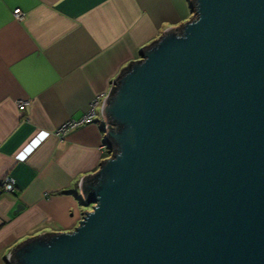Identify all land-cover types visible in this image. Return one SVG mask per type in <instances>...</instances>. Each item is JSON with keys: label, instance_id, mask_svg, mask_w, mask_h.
I'll return each instance as SVG.
<instances>
[{"label": "water", "instance_id": "water-1", "mask_svg": "<svg viewBox=\"0 0 264 264\" xmlns=\"http://www.w3.org/2000/svg\"><path fill=\"white\" fill-rule=\"evenodd\" d=\"M190 1L102 101L91 209L7 264H264V0Z\"/></svg>", "mask_w": 264, "mask_h": 264}, {"label": "crops", "instance_id": "crops-1", "mask_svg": "<svg viewBox=\"0 0 264 264\" xmlns=\"http://www.w3.org/2000/svg\"><path fill=\"white\" fill-rule=\"evenodd\" d=\"M192 17L190 0H0V181L16 183L0 195V264L18 242L70 231L91 209L80 181L107 157L100 105L92 121L57 129L81 120L162 30Z\"/></svg>", "mask_w": 264, "mask_h": 264}, {"label": "built area", "instance_id": "built-area-1", "mask_svg": "<svg viewBox=\"0 0 264 264\" xmlns=\"http://www.w3.org/2000/svg\"><path fill=\"white\" fill-rule=\"evenodd\" d=\"M13 15L17 19H21L23 17V13L20 11L19 8H16V9L13 10ZM112 86H113V84L111 83L110 89H109L108 93L111 91ZM104 97H105V95L103 96V98L101 99V101L98 100V99H94L92 101V103H91V106H90L88 112L85 114V116L81 120H79V121H66L65 123H63L57 129L56 133L63 135L67 131H69L70 129H73L75 127H77L81 123L92 121L93 120V117L96 114L95 107L97 105H100V107H101V104H102V101H103ZM25 104H26V102H22V101H19L18 102V106L19 107H23V105H25ZM100 115H101V112H100ZM103 122H104V127H107V123L105 121H103ZM101 147L103 149H105V151L107 152V157H109L112 154V148H111L110 144L107 143V141L105 139V136H104V132H103V141H102ZM15 184L16 183H15V180H14L13 177H11V176L4 177L0 181V195L2 193H8V192L14 191Z\"/></svg>", "mask_w": 264, "mask_h": 264}, {"label": "rangeland", "instance_id": "rangeland-1", "mask_svg": "<svg viewBox=\"0 0 264 264\" xmlns=\"http://www.w3.org/2000/svg\"><path fill=\"white\" fill-rule=\"evenodd\" d=\"M193 16H194V12H193ZM89 207H91V206H88V207H86V208H89ZM86 208H84V210H85ZM7 255H8V254H7Z\"/></svg>", "mask_w": 264, "mask_h": 264}]
</instances>
